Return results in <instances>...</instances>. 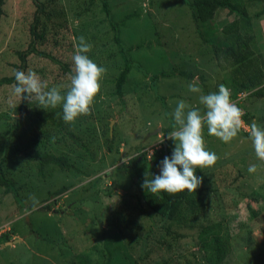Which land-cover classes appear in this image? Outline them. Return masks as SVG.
Returning <instances> with one entry per match:
<instances>
[{"label": "rangeland", "instance_id": "374dc122", "mask_svg": "<svg viewBox=\"0 0 264 264\" xmlns=\"http://www.w3.org/2000/svg\"><path fill=\"white\" fill-rule=\"evenodd\" d=\"M104 1L121 42L131 48L133 67L121 98L115 79L124 62L102 0H37V5L5 0L0 79L14 76L21 66L18 52L33 43L36 52L56 62L27 53L23 71H35L49 87L67 85L80 36L92 44L89 58L107 71L92 115L65 123L62 107L45 110L33 103L31 116H19L21 126L9 144L21 154L8 156L3 168L22 204L0 187V264H264V162L249 137L253 120L264 128V97L248 95L241 101L244 124L230 143L208 135L206 126L203 132L206 150L219 159L211 168L196 170L204 188L200 226L227 228V255L211 257L201 247L200 226L162 222L146 208L128 167L144 154L150 176L159 174L162 149L172 154L175 146L167 136L175 128L176 102L183 99L203 111L199 94L188 90L190 82L197 80L204 94L221 84L234 91L232 60L215 48L228 46L226 35L239 33L236 49L247 47L264 59V0H241L245 8L220 3L213 19L198 29L188 6L193 0ZM236 10L245 18L263 12L252 20L251 34L239 30L241 18L231 12ZM263 86L264 80L256 88ZM19 104L13 86H0V136L13 124ZM42 115L51 119L44 121ZM169 126L173 129L166 133ZM27 155H53L64 163L41 165ZM252 164L255 173L248 172ZM30 195L41 206L26 214Z\"/></svg>", "mask_w": 264, "mask_h": 264}, {"label": "clouds", "instance_id": "9594fccd", "mask_svg": "<svg viewBox=\"0 0 264 264\" xmlns=\"http://www.w3.org/2000/svg\"><path fill=\"white\" fill-rule=\"evenodd\" d=\"M91 50L92 44L85 37H78L72 56L73 74L67 85L49 87L48 82L35 71L16 70L13 95L20 101L35 103L45 110L62 107L65 123H74L81 116L92 115L107 70L89 58ZM187 87L190 93L199 94L198 102L203 106V111L183 99L176 102L171 113L175 128L167 136L175 144L172 154L161 161L159 174H151L149 178V173L145 172L141 185L152 195L163 192L172 196L185 190L189 195L196 193L203 183V177H198L196 170L211 168L219 159L214 152L206 150L203 137L205 126L208 135L230 143L244 124L242 117L245 113L232 101L231 90L225 85L221 84L218 91L208 94L203 93L197 80L190 82ZM62 89L65 91L62 92ZM249 137L256 157L264 162V128L255 120L249 126ZM256 171L255 164L249 165V173ZM28 200L31 201V209L26 208V214L37 211L41 206L35 195H30Z\"/></svg>", "mask_w": 264, "mask_h": 264}, {"label": "trees", "instance_id": "16d2710c", "mask_svg": "<svg viewBox=\"0 0 264 264\" xmlns=\"http://www.w3.org/2000/svg\"><path fill=\"white\" fill-rule=\"evenodd\" d=\"M103 1V7L107 16L109 17V21L113 30V39L114 42L119 47L120 53L123 58V68L119 71L117 78L115 79V90L116 94L121 98L123 95L122 89L127 81V77L130 74L133 62L130 56V47H125L119 38V29L118 24L114 23L110 20V12L107 8L106 2ZM5 0H0V18L3 15V6ZM33 3L37 5V0H33ZM223 4L225 6H229V4H236L239 7L245 8L244 2L241 0H193L189 2L188 6L191 11V16L194 20L195 26L198 27L201 24L206 23L207 21L213 19L215 16V12L218 8L219 4ZM241 18L239 21V30H241L244 34H251L253 31L252 20L258 19L262 15V11L254 13L251 17H244L239 12L231 11ZM38 17L34 19V25L31 27V33L37 38L35 33V28L38 24ZM240 36L239 33H234L233 35H226L224 40H228V46H220L216 45L219 51H221L224 56H226L229 60H232L230 64H232L233 69L231 71L232 79L230 80V86L233 88V94L236 95L238 92H246L249 93L250 96L262 98L264 97V86L263 88H256L263 80H264V59L260 54L252 56L248 53V48L244 47V52L236 49V44H234V37ZM240 39V38H239ZM27 53H38L36 52L33 43H31L29 49L26 52H18L19 59L21 61L19 70L25 68V61ZM41 57H47L51 59L53 62H56L53 58L46 56L45 54L38 53ZM64 67V66H63ZM17 69V70H18ZM175 74H161V77H169L174 76ZM179 77L184 79H193V75L189 73L179 72L176 74ZM16 83L15 74L12 77H5L0 79V86H13ZM30 103L26 100L20 101L18 107L13 109V124L11 127L0 136V187H4L6 193H11L18 204H22L21 200H19V196L17 190L13 184V182L8 179L4 173L3 164L8 156L19 155L21 151L18 147L14 145H10V138L19 130L21 126V122L19 120V116L21 115H32L30 110ZM40 116V115H39ZM44 121L50 120L51 117L49 115H42ZM173 129V126H169L165 130L166 133L170 132ZM108 150H111V147H108ZM161 154L165 156H171V153L167 148H163ZM32 160L37 161V163L41 165H45L47 163H54L55 165H61L58 158L53 155H35L30 156ZM148 156L142 154L139 158L135 160H131L129 162L130 174L136 179V188L138 192H140V200L142 204L148 208L155 215L159 216L162 222H175L180 225H185L188 227H196L200 226V216L203 212V199L202 193L204 188L200 186L196 193H192L189 195L187 190L184 193H179L176 195L169 196L167 193H157L152 195L147 192L144 188L141 187L144 178L145 172L149 173L147 168V160ZM198 177H201L199 172L195 173ZM149 178H151L149 173ZM49 209L48 207L43 208V210ZM142 214L150 215L145 212V209H139ZM201 227V226H200ZM229 233L227 228L221 223H214L202 226L200 228V233L198 234V242L201 247L207 250L211 257L215 255H227L229 252Z\"/></svg>", "mask_w": 264, "mask_h": 264}, {"label": "built area", "instance_id": "2783aa9c", "mask_svg": "<svg viewBox=\"0 0 264 264\" xmlns=\"http://www.w3.org/2000/svg\"><path fill=\"white\" fill-rule=\"evenodd\" d=\"M248 95L249 93L246 92H238L236 95H234L233 92L231 91V99L237 104L238 107L241 101L244 100Z\"/></svg>", "mask_w": 264, "mask_h": 264}]
</instances>
